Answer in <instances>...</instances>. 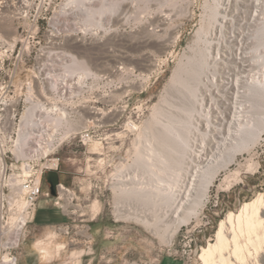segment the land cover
<instances>
[{
  "label": "rangeland",
  "instance_id": "374dc122",
  "mask_svg": "<svg viewBox=\"0 0 264 264\" xmlns=\"http://www.w3.org/2000/svg\"><path fill=\"white\" fill-rule=\"evenodd\" d=\"M31 1L39 4L40 10H32L21 21L0 19V33L27 43L15 84L32 80L39 97L51 95L50 82L71 84L70 93L57 99L65 115L59 124L70 139L56 153L60 159L56 171L74 200L70 202L66 198L70 194L61 191L60 196L70 203L60 207L62 201L50 193L43 178L38 199H50L58 218L48 227L35 224L34 219L28 224L15 250L17 264L21 258L25 264H64L78 253H87L84 258H93L92 264H201V247L215 240L219 222L264 192V125L254 140L235 150L233 159L216 172L196 215L181 222L173 234L172 219L151 229L119 217L117 204L135 206L136 200L130 196L131 201L129 197L126 200L116 178L122 166L134 172L136 152L143 145L141 136L159 127L155 120L164 123L169 113L181 116L182 94L170 76L198 48L206 47L215 28L210 15L216 0H113L118 7L112 12L115 29L96 35L85 29L82 20L80 29L73 30L69 22L72 7L66 0ZM227 18L232 15L228 13ZM59 21L62 23L54 26ZM63 54L82 64L61 60ZM82 132L88 133L87 139L80 138ZM74 176L81 182L74 183ZM153 177L149 178L152 184ZM94 202L95 212L91 207ZM38 240L52 251L45 263L35 245ZM83 240L91 246L85 247ZM60 244L63 247L56 248ZM250 246L251 255L248 251L242 264L257 259L263 264L264 247L256 256Z\"/></svg>",
  "mask_w": 264,
  "mask_h": 264
},
{
  "label": "bare ground",
  "instance_id": "6f19581e",
  "mask_svg": "<svg viewBox=\"0 0 264 264\" xmlns=\"http://www.w3.org/2000/svg\"><path fill=\"white\" fill-rule=\"evenodd\" d=\"M66 1L72 7L69 22L73 30L80 29L79 20L91 35L115 29L112 12L118 7L113 0L109 4L106 0ZM213 6L210 17L215 19V28L206 47H197L196 53L170 76L172 85L178 84L182 94L183 101L178 105L181 116L169 113L166 122L155 120L159 127L141 136L143 145L133 160L134 172L122 166L116 178L127 194L126 200L129 196L136 200L135 206L118 203V216L151 229L172 219V234L181 222L196 215L216 172L233 159L235 150L254 140L264 125V0H216ZM228 13L232 18H227ZM61 23L54 22V26ZM61 58L74 66L82 64L69 54ZM53 86L50 82L49 88ZM37 106H29L25 119ZM61 120L63 117L57 116L56 122ZM152 175L156 176L154 184L149 181ZM69 194L63 191V195ZM243 234L247 243L240 240ZM35 245L42 255L51 257L52 251L41 240ZM249 245L256 256L264 247V192L243 202L219 222L215 240L201 247L199 258L201 264H242L248 251L251 255ZM262 256L264 264V253ZM252 264L261 263L257 259Z\"/></svg>",
  "mask_w": 264,
  "mask_h": 264
},
{
  "label": "built area",
  "instance_id": "2783aa9c",
  "mask_svg": "<svg viewBox=\"0 0 264 264\" xmlns=\"http://www.w3.org/2000/svg\"><path fill=\"white\" fill-rule=\"evenodd\" d=\"M32 10L36 13L40 7L31 0H0L2 20L21 21ZM26 44L22 38L0 33V264H17L15 250L34 219L45 173L58 169L56 153L70 139L56 118L64 119L57 99L70 93L71 84L55 81L51 95L39 97L32 80L14 83ZM32 104L38 106L25 119ZM80 138L87 139L88 133L82 132ZM64 190L70 191L59 181L56 194L62 208ZM69 200H74L71 191Z\"/></svg>",
  "mask_w": 264,
  "mask_h": 264
},
{
  "label": "crops",
  "instance_id": "0c3cea01",
  "mask_svg": "<svg viewBox=\"0 0 264 264\" xmlns=\"http://www.w3.org/2000/svg\"><path fill=\"white\" fill-rule=\"evenodd\" d=\"M73 182L78 184L80 183V179L78 176H74ZM58 215L55 211H53V203L50 199L40 198L37 201V207L34 217L35 224L38 223L42 227H48L52 223H55ZM85 247H90L91 245L88 244V240H83ZM40 253V252H39ZM85 254L87 253H78L75 254L73 257L69 256L68 260L64 264H92L93 258H84ZM40 257L43 259L42 262L45 263V260L48 259V255L44 256L40 253ZM47 262V261H46ZM19 264H25L24 258H21Z\"/></svg>",
  "mask_w": 264,
  "mask_h": 264
},
{
  "label": "water",
  "instance_id": "95a60500",
  "mask_svg": "<svg viewBox=\"0 0 264 264\" xmlns=\"http://www.w3.org/2000/svg\"><path fill=\"white\" fill-rule=\"evenodd\" d=\"M45 179L50 185V193L56 194L57 184L59 183V173L56 170H48L45 173Z\"/></svg>",
  "mask_w": 264,
  "mask_h": 264
}]
</instances>
